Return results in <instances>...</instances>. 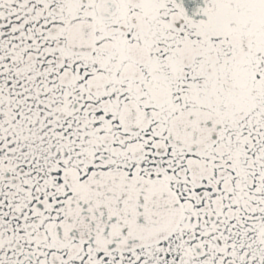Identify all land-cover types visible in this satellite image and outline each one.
I'll return each instance as SVG.
<instances>
[{
	"label": "snow or ice",
	"instance_id": "obj_1",
	"mask_svg": "<svg viewBox=\"0 0 264 264\" xmlns=\"http://www.w3.org/2000/svg\"><path fill=\"white\" fill-rule=\"evenodd\" d=\"M0 264H264V0H0Z\"/></svg>",
	"mask_w": 264,
	"mask_h": 264
}]
</instances>
